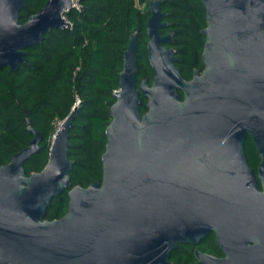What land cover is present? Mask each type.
Masks as SVG:
<instances>
[{"label":"water","instance_id":"obj_1","mask_svg":"<svg viewBox=\"0 0 264 264\" xmlns=\"http://www.w3.org/2000/svg\"><path fill=\"white\" fill-rule=\"evenodd\" d=\"M206 26L202 71L190 79L175 66L163 0H149L146 53L151 82L137 83L136 33L122 56L101 155L102 178L70 187L69 128L64 118L41 171L23 163L42 135L27 120L29 144L0 165V264H179L170 252L218 239L264 233V0H199ZM72 0H46L20 22L23 0H0V67L16 71L25 50L52 29L70 27ZM182 92L183 98L179 92ZM140 96L146 111L140 112ZM249 134L261 158L259 180L248 166ZM67 190L66 212L45 219ZM198 264L209 257L194 250Z\"/></svg>","mask_w":264,"mask_h":264},{"label":"trees","instance_id":"obj_2","mask_svg":"<svg viewBox=\"0 0 264 264\" xmlns=\"http://www.w3.org/2000/svg\"><path fill=\"white\" fill-rule=\"evenodd\" d=\"M64 16L70 27L52 29L39 45L25 50V61L16 71L0 67V165L26 147L32 135L27 120L38 129L42 140L37 150L23 163L25 173L41 171L48 160L49 136L58 122L71 111L78 96L77 113L69 128V154L72 161L70 187H86L102 178L101 155L105 150L108 110L119 88L122 53L129 36L136 33L137 83L143 77L151 82L153 71L146 53L145 24L149 0H77ZM46 0H23L20 22L44 7ZM144 4L145 9H140ZM162 34L172 33L175 66L190 79L195 69L202 71L201 52L206 26L205 10L199 0H163ZM183 98L182 92H179ZM140 96V112L146 111ZM253 148L248 142L246 148ZM248 150V149H247ZM67 190L52 199L45 219L60 218L66 212ZM188 248V247H187ZM193 259L191 248L184 250ZM177 252H171V258Z\"/></svg>","mask_w":264,"mask_h":264},{"label":"flooded vegetation","instance_id":"obj_3","mask_svg":"<svg viewBox=\"0 0 264 264\" xmlns=\"http://www.w3.org/2000/svg\"><path fill=\"white\" fill-rule=\"evenodd\" d=\"M249 140L253 145L252 149L246 148ZM243 151L248 166L258 180L259 190L262 191L263 183L259 180L258 171L261 158L249 134L243 139ZM189 248H191L193 259L186 257L184 253V250ZM196 249L209 256L207 264H264V233H257L250 239L220 238L219 240L216 231L210 230L198 241L197 245L178 244L171 252L178 251L179 257L171 258L170 252L169 259L171 262L179 264H198L194 254Z\"/></svg>","mask_w":264,"mask_h":264},{"label":"built area","instance_id":"obj_4","mask_svg":"<svg viewBox=\"0 0 264 264\" xmlns=\"http://www.w3.org/2000/svg\"><path fill=\"white\" fill-rule=\"evenodd\" d=\"M72 4H73V6L72 7H75L76 9H81V6H80V3L77 1V0H72ZM116 92V91H115ZM114 92V93H115ZM79 102H80V99H79V97L78 96H76L75 97V102L73 103V105H72V107L75 105V106H78V104H79ZM63 121H59L58 122V124L59 123H62ZM58 126V125H57ZM58 128L56 127V129H55V131L53 132V134L52 135H50L49 136V138H48V140L50 141V144H51V142L53 141V139H54V137H55V133H56V130H57Z\"/></svg>","mask_w":264,"mask_h":264},{"label":"rangeland","instance_id":"obj_5","mask_svg":"<svg viewBox=\"0 0 264 264\" xmlns=\"http://www.w3.org/2000/svg\"><path fill=\"white\" fill-rule=\"evenodd\" d=\"M139 7H140V9H145V5L144 4H139ZM66 18V17H65ZM66 20H67V18H66ZM68 21V20H67ZM57 128H58V126H57Z\"/></svg>","mask_w":264,"mask_h":264},{"label":"bare ground","instance_id":"obj_6","mask_svg":"<svg viewBox=\"0 0 264 264\" xmlns=\"http://www.w3.org/2000/svg\"><path fill=\"white\" fill-rule=\"evenodd\" d=\"M61 126H62V123H59V124H58V129H60V128H61Z\"/></svg>","mask_w":264,"mask_h":264}]
</instances>
